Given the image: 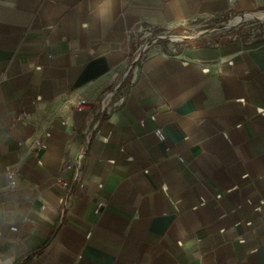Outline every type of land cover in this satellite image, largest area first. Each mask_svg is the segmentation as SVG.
<instances>
[{
    "label": "crops",
    "instance_id": "crops-1",
    "mask_svg": "<svg viewBox=\"0 0 264 264\" xmlns=\"http://www.w3.org/2000/svg\"><path fill=\"white\" fill-rule=\"evenodd\" d=\"M262 9L0 0V264H264V41L142 43ZM75 93L86 110L60 109Z\"/></svg>",
    "mask_w": 264,
    "mask_h": 264
},
{
    "label": "rangeland",
    "instance_id": "rangeland-1",
    "mask_svg": "<svg viewBox=\"0 0 264 264\" xmlns=\"http://www.w3.org/2000/svg\"><path fill=\"white\" fill-rule=\"evenodd\" d=\"M237 39L264 41V9L250 14L219 18H197L167 30L144 33L142 43L156 41L167 53H178L188 46L224 43Z\"/></svg>",
    "mask_w": 264,
    "mask_h": 264
},
{
    "label": "built area",
    "instance_id": "built-area-1",
    "mask_svg": "<svg viewBox=\"0 0 264 264\" xmlns=\"http://www.w3.org/2000/svg\"><path fill=\"white\" fill-rule=\"evenodd\" d=\"M87 103H88L87 100L80 93H75V94H71V95L67 96L64 99V101L62 102V104L60 106V109H64V108L68 107V108H72L76 112H83L86 110ZM13 120H15L17 122L26 123L29 120V117L24 112L16 113L13 115ZM154 134L157 136V138L160 141H164L166 139V136H165L163 130L160 128L155 129ZM49 136H50L49 132H46L43 136H39L34 141V143L32 144V146L30 148V151L34 152L35 156H37V152L39 151V149H46L47 148V146L44 142V139L48 138ZM86 151H87L86 149H83L82 152L80 153L78 160H77L78 165H81V163L83 162V160L85 158ZM18 172H19V169L16 166H9L6 169V177L9 181V185H8L9 189H16L17 188L18 184L16 181V176H17ZM57 183L59 185H61L64 189H67V194H66V197L64 199V203L66 204L69 197L71 196L72 189L69 187L68 182L64 181L62 178H58Z\"/></svg>",
    "mask_w": 264,
    "mask_h": 264
}]
</instances>
